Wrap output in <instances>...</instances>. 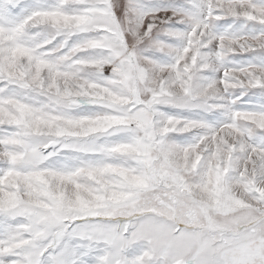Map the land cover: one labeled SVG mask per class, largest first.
<instances>
[{"label": "snow or ice", "instance_id": "snow-or-ice-1", "mask_svg": "<svg viewBox=\"0 0 264 264\" xmlns=\"http://www.w3.org/2000/svg\"><path fill=\"white\" fill-rule=\"evenodd\" d=\"M0 264H264V0H0Z\"/></svg>", "mask_w": 264, "mask_h": 264}]
</instances>
